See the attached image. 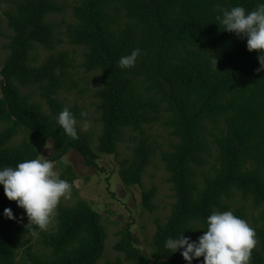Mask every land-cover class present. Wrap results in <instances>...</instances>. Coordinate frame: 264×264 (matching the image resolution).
<instances>
[{"label":"trees","instance_id":"1","mask_svg":"<svg viewBox=\"0 0 264 264\" xmlns=\"http://www.w3.org/2000/svg\"><path fill=\"white\" fill-rule=\"evenodd\" d=\"M76 1L65 35L86 50L85 72L100 75L95 97L101 132H81L79 123L87 118L61 98L70 90L67 78L75 65L69 51L58 49L65 41L56 39L57 26L49 18L64 11L66 0H7L6 10L0 0V39L4 20L11 32L0 70V168L37 158L49 141L55 143L51 161L74 150L87 166L98 167L100 156L118 154L129 134L136 145L122 161L121 178L127 186H141L162 151L158 158L176 202L164 224L156 221L153 252L137 246L128 225L114 245L123 258L107 264H182L166 240L185 231L197 240L214 210L259 222L231 200L239 194L254 209L264 208V71L257 72L259 53L248 50L246 39L223 31L216 17L234 6L254 10L261 0ZM39 47L50 52L41 63ZM136 48V65L121 69L120 58ZM65 106L78 120L77 139L57 123ZM156 126L171 138L167 150L151 141ZM21 133L27 137L14 144ZM74 178L71 168L61 176L71 185ZM157 193L156 186L143 192L144 209L154 211ZM6 208L16 220L4 216ZM28 225L27 214L0 185V264H99L107 250L102 216L84 199L59 204L50 231ZM36 236L43 249L34 252L30 243ZM256 238L251 264H264V224L257 226Z\"/></svg>","mask_w":264,"mask_h":264},{"label":"rangeland","instance_id":"2","mask_svg":"<svg viewBox=\"0 0 264 264\" xmlns=\"http://www.w3.org/2000/svg\"><path fill=\"white\" fill-rule=\"evenodd\" d=\"M1 3L4 10L10 8L7 0H1ZM59 3L64 5V0H59ZM76 4V0H66L64 11L51 15L49 18L50 22L57 26L56 39L65 41L62 44H58V49L69 51L75 65L72 77L67 78L70 90L63 91L61 98L68 105H77L83 113H86L85 117L89 126L86 131L81 130L85 121L80 122L81 132H96L99 135L101 132V123L98 120L100 118V113L98 112L99 101L95 97V93L97 88L100 87V75L95 72H85V69L81 65L85 60L84 53L86 50L82 47L71 45L65 35L67 26L74 22L73 8ZM3 25L4 36L0 39V70L10 52L7 45L10 43L8 36L11 35V32L7 28L6 20H4ZM49 53L39 47L38 51H36V55L39 58L38 62L41 63ZM33 99L39 100L40 98L38 95H34ZM40 100L43 102L42 99ZM2 129L3 126L0 125V131ZM150 135L152 137L151 141L157 143L158 147L168 149L166 145L169 144L171 138L164 128L156 126L151 130ZM26 137V134L21 133L15 138L14 144H19ZM135 145L136 143L130 141L129 134L124 136L123 141L119 145L118 154L101 155L97 161L98 167L87 166L83 157L74 150L69 152L62 160L54 162V170L57 172L59 178L66 174L68 168L72 169L75 176L71 185V192L66 198H62L60 204L73 205L78 199H84L102 216V222L108 232V239L107 250L99 264L116 261L118 257L123 258V255L114 250V245L120 240V231L128 225H131L133 234L137 240V246L144 253L151 254L153 252L151 244L157 229L156 221L159 220L164 224L171 214L173 204L176 202L172 186L167 182L168 173L158 158V155L162 151L158 152L157 157L154 158L153 163L146 170L141 186H127L123 183L121 178L122 161L124 158L131 156ZM54 154L55 143L53 141H49L42 146L41 155L45 158L50 160ZM153 186L157 187L158 193L153 201L155 209L153 212H150L144 209L141 202L143 192L150 190ZM231 205L233 207L246 206L250 217L254 216L260 219L257 223L249 222L255 231L257 226L264 224V220L260 218L264 213V208L254 209L251 202L243 199L239 194L231 200ZM56 218L57 210L53 221ZM253 224L256 225L254 226ZM52 227L51 223L45 230L50 231ZM25 240L27 241L28 239L26 238ZM39 241V237L36 236L34 241L30 243V245H34V252L43 249ZM21 255L20 261L25 258L23 250H21ZM177 256L182 264H187V261L184 260L179 252H177ZM126 264L130 263L126 262ZM193 264H203V257L199 260H194Z\"/></svg>","mask_w":264,"mask_h":264},{"label":"clouds","instance_id":"3","mask_svg":"<svg viewBox=\"0 0 264 264\" xmlns=\"http://www.w3.org/2000/svg\"><path fill=\"white\" fill-rule=\"evenodd\" d=\"M219 7V6H218ZM222 15L216 19L224 30L247 40L250 52L259 53L260 68L264 71V0L254 10L243 6L220 9ZM141 49L136 48L119 60L121 69L136 65ZM217 68V59L213 60ZM86 116V113H81ZM58 125L73 139L78 138V120L69 107L65 106L57 117ZM85 121L81 130H87ZM0 185L6 197L15 201L27 214L29 226L45 230L52 223L62 200L71 192V184L59 178L54 170V161L40 154L37 158L26 159L15 167L0 168ZM4 216L16 220L11 208L4 210ZM207 228L197 240L182 232L176 238L169 237L165 247L172 254L179 252L187 264L203 257V264H251L252 251L257 245L256 231L250 224L232 211L214 210L206 220ZM200 231V230H196Z\"/></svg>","mask_w":264,"mask_h":264}]
</instances>
